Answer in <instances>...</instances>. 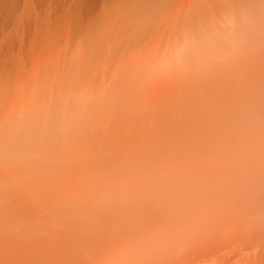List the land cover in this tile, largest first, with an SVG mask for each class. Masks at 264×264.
Segmentation results:
<instances>
[{
    "label": "bare ground",
    "instance_id": "6f19581e",
    "mask_svg": "<svg viewBox=\"0 0 264 264\" xmlns=\"http://www.w3.org/2000/svg\"><path fill=\"white\" fill-rule=\"evenodd\" d=\"M58 49L0 88V264H264V0H0L1 74Z\"/></svg>",
    "mask_w": 264,
    "mask_h": 264
},
{
    "label": "rangeland",
    "instance_id": "374dc122",
    "mask_svg": "<svg viewBox=\"0 0 264 264\" xmlns=\"http://www.w3.org/2000/svg\"><path fill=\"white\" fill-rule=\"evenodd\" d=\"M242 38H244V36H241ZM241 37H236L235 39L238 40V38L240 39ZM60 49V48H59ZM42 50V51H38V54H33V53H27V51H24V55L27 56V59L23 56V50H19L18 52H14V53H11V55H13V57H15L17 60L15 66H16V70H15V75H16V78H18L16 81L11 79V76L10 77H6L4 76L3 74H1L0 72V88L2 89L3 88H7V92L4 96H6V100L8 101V103L10 102L12 105H14L17 109L16 112H14L15 116H18V117H24L27 113L25 111L26 109V106H24V102H22L21 100V91H22V82L25 80V74H27L28 71H33V70H37L39 67V61H41L43 59V56L45 55V53L49 56H52V59H54V56H57L58 53L61 52V50ZM26 52V53H25ZM94 54V52H91ZM158 53V52H157ZM18 54V55H17ZM32 54V55H30ZM108 53L107 52H100L98 57H99V60H101V58L105 55H107ZM156 53L155 52H151V56L153 57ZM10 55V54H9ZM8 54L7 56L10 57ZM15 55V56H14ZM128 56V54H125ZM31 57V59L29 60V58ZM40 58V59H39ZM26 60V61H24ZM28 60H29V63H28ZM118 60V57L116 59V63L118 64L119 62ZM22 63V64H21ZM30 64V65H27ZM33 65H32V64ZM192 63L191 60H186L185 62H183V66H182V69L184 71H187L186 68H188V64ZM22 66H21V65ZM27 65V66H26ZM26 66V67H25ZM30 66V67H28ZM177 66H180V65H177ZM184 67V68H183ZM18 68V69H17ZM20 69V70H19ZM138 70V68H137ZM17 72V73H16ZM19 72V73H18ZM29 73V72H28ZM3 75V76H2ZM11 81V82H10ZM39 78H38V82L36 81V83L32 82L30 83V88H33L34 90V87L41 83L39 82ZM25 83V82H24ZM33 84V85H32ZM4 85V86H3ZM9 87V88H8ZM11 87V88H10ZM29 87V86H28ZM9 89V90H8ZM32 90V92H34ZM33 94V93H32ZM2 96V97H4ZM9 99V100H8ZM21 108H22V111H21ZM20 110V111H19ZM9 111H12V110H9ZM19 112V113H18ZM20 114V115H19ZM144 115V114H143ZM15 220V219H13ZM233 248H235V245L233 246ZM231 250H228L227 253L226 252H222L221 254H219V256H225V255H228V256H231V254H228L230 253ZM218 257V256H217Z\"/></svg>",
    "mask_w": 264,
    "mask_h": 264
}]
</instances>
